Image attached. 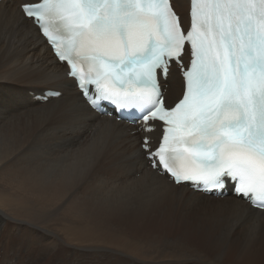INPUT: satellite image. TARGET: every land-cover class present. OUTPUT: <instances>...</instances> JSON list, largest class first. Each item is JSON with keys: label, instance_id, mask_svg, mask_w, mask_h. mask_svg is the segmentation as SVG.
<instances>
[{"label": "bare ground", "instance_id": "obj_1", "mask_svg": "<svg viewBox=\"0 0 264 264\" xmlns=\"http://www.w3.org/2000/svg\"><path fill=\"white\" fill-rule=\"evenodd\" d=\"M31 1H0V264H264V211L150 167L137 128L92 110L69 82L20 11ZM173 5L187 21L189 0ZM175 73L170 106L184 87L175 92ZM27 84L63 94L41 103Z\"/></svg>", "mask_w": 264, "mask_h": 264}, {"label": "snow or ice", "instance_id": "obj_2", "mask_svg": "<svg viewBox=\"0 0 264 264\" xmlns=\"http://www.w3.org/2000/svg\"><path fill=\"white\" fill-rule=\"evenodd\" d=\"M20 11L93 108L135 110L145 133L164 122L154 151L143 138L154 168L205 192L231 180L264 209V0H189L187 21L172 0H38ZM172 62L184 92L166 106Z\"/></svg>", "mask_w": 264, "mask_h": 264}, {"label": "rangeland", "instance_id": "obj_3", "mask_svg": "<svg viewBox=\"0 0 264 264\" xmlns=\"http://www.w3.org/2000/svg\"><path fill=\"white\" fill-rule=\"evenodd\" d=\"M181 13V15H184L182 12H180ZM185 16V15H184ZM176 77H175V79L173 80V86H174V90H175V92H178V93H180V90H179V88L182 86V84H181V77L180 76H178V73H175L174 74ZM178 80H177V79ZM180 84V85H179ZM44 85H46L45 83H44ZM44 85H38V86H33V87H31L30 85H28L27 84V86H29L28 88H31V89H39V87L40 88H42L40 91H37L38 93L39 92H41L43 89H44ZM168 87V86H167ZM169 87H170V82H169ZM177 90V91H176ZM179 90V91H178ZM173 96H174V94H173ZM176 98H174V100H175ZM155 224L156 225H159V226H162V227H166L167 228V230L168 231H170L171 230V225H169L168 224V222L166 221V220H162V221H160V222H155ZM1 248V247H0ZM1 249H3V248H1ZM4 251H5V253L6 254H8L7 252H6V250L5 249H3ZM17 253H20V252H17ZM204 254L207 256V257H210V258H216L218 255H217V251H216V249H210V250H208V251H206V252H204ZM29 258H31V260H32V262L34 263V258L33 257H29ZM93 261H95V258H93ZM42 264H54V262H48L47 260H45V261H43V262H41ZM41 263H34V264H41ZM131 264H136L135 262H132ZM193 264H196V263H193Z\"/></svg>", "mask_w": 264, "mask_h": 264}]
</instances>
